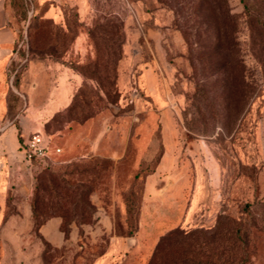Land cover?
<instances>
[{"label": "rangeland", "instance_id": "374dc122", "mask_svg": "<svg viewBox=\"0 0 264 264\" xmlns=\"http://www.w3.org/2000/svg\"><path fill=\"white\" fill-rule=\"evenodd\" d=\"M24 1L10 5L31 59L0 83V129L21 127L0 144L38 127L78 205L37 213L88 215L58 246L32 232L40 264L211 261L195 238L220 212L256 217L243 264H264V0Z\"/></svg>", "mask_w": 264, "mask_h": 264}, {"label": "crops", "instance_id": "0c3cea01", "mask_svg": "<svg viewBox=\"0 0 264 264\" xmlns=\"http://www.w3.org/2000/svg\"><path fill=\"white\" fill-rule=\"evenodd\" d=\"M10 1L0 0V83H4L12 60L18 57L16 51L22 42ZM31 113L36 115L35 122L42 118L36 109ZM3 114L0 111V120ZM9 121L0 129L4 135L12 125L20 126V114ZM37 130L40 129L32 128L28 133ZM16 133V130L12 131L11 144H0V264H11L15 262L12 258L20 256L16 260L18 264H40L41 246L32 236V173L27 169L20 150L25 139L20 142ZM59 225L60 219L52 217L39 228L40 234L54 246L64 241ZM56 229L59 232L55 233ZM23 248L25 250L21 253Z\"/></svg>", "mask_w": 264, "mask_h": 264}, {"label": "trees", "instance_id": "16d2710c", "mask_svg": "<svg viewBox=\"0 0 264 264\" xmlns=\"http://www.w3.org/2000/svg\"><path fill=\"white\" fill-rule=\"evenodd\" d=\"M18 3L26 5L27 2L24 0H11V3ZM244 2V0H242ZM12 4V5H13ZM245 3H243L244 6ZM11 5L13 12L15 13L14 7ZM246 6V4H245ZM26 16H24L25 18ZM22 42L18 47L16 54L18 57L25 58V60H30V53L25 52L27 42L21 35ZM26 66L24 65V68ZM20 72L17 71L14 83H19ZM56 163L53 160L47 162L39 168L38 173H42L40 177L37 178L36 184L34 186L31 198V211H32V232L39 234L43 239H45L39 232V228L44 224L49 218H41V214L37 213V206L39 202H47L49 204H57L59 207H63L66 203H70L75 207L78 205V201L70 198L68 193L72 192L77 188V185L67 181L66 176L55 173L53 170ZM46 188L49 190L48 195L40 194L39 190H44ZM59 190H67V193L60 195ZM244 212V210H242ZM127 213L131 217V208H127ZM247 217H232L226 213L220 212L217 215L215 224L213 228L207 232L205 235L201 233V236L195 238V243L199 242L201 244L214 243L213 251L210 253L212 255V260L209 261L204 253V259L201 260V244H199V249H201L194 259L191 256H186L187 262L189 264H243L245 263L246 249L249 247L250 243L253 242V230L256 227V217L247 213ZM62 218L59 229L63 232L64 239H68V229L63 227V222L67 218H72L84 222L88 219V215L82 213L75 215H66L65 213L55 214ZM39 217L41 219H39ZM46 240V239H45ZM48 242V241H47ZM50 243V242H49ZM51 244V243H50ZM43 252V251H42ZM41 252V254H42ZM182 262V261H181ZM181 262L179 264H181ZM247 262V261H246ZM182 264H184L182 262Z\"/></svg>", "mask_w": 264, "mask_h": 264}, {"label": "built area", "instance_id": "2783aa9c", "mask_svg": "<svg viewBox=\"0 0 264 264\" xmlns=\"http://www.w3.org/2000/svg\"><path fill=\"white\" fill-rule=\"evenodd\" d=\"M23 158L26 162L27 169L32 173L34 170L39 169L48 161L53 160L54 155L44 142L43 133L40 130L32 132L23 145ZM61 152V148L56 147L55 153Z\"/></svg>", "mask_w": 264, "mask_h": 264}]
</instances>
